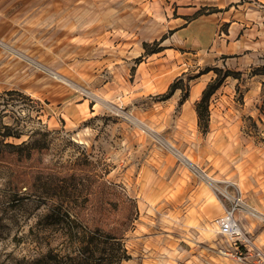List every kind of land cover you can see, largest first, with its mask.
Here are the masks:
<instances>
[{
    "label": "rangeland",
    "instance_id": "374dc122",
    "mask_svg": "<svg viewBox=\"0 0 264 264\" xmlns=\"http://www.w3.org/2000/svg\"><path fill=\"white\" fill-rule=\"evenodd\" d=\"M145 2L140 0L138 18L131 14L133 0H91V8L98 12L93 16L106 21L109 29L110 60L99 62L95 56L99 52L93 50L95 62L84 64L81 57L64 64L69 69L64 78L0 38V48L51 75L48 89L62 93L48 99L0 90V264H26L44 246L33 241L36 233L53 239L57 233L35 225L51 204L60 202L90 225L123 232L131 258L122 264H196L194 255L206 243L194 240L210 233L219 238V254L232 258L230 264L249 260L236 258L238 250L219 232L218 220L233 196H241L249 206L239 186H264V122L245 112L215 110L213 94L210 116L225 118V129L228 122L238 124L233 140L203 142L209 126L203 130L185 124L198 102L195 88L205 82L196 81L197 76L216 66L199 63L194 52L184 53L176 45L165 50L164 40L159 41L172 34L166 30L165 15L174 17L177 5L156 0L153 22ZM121 13L124 53L114 61L112 26ZM135 20L138 30L132 29ZM160 46L164 49L151 52ZM69 49L77 56L91 52L82 46ZM174 82L179 88L165 98ZM243 82L239 80L236 87ZM238 93L237 88L234 97L241 104L243 94ZM73 97L85 102L82 110L74 109ZM187 100L190 106L185 109ZM5 126L13 135L3 136ZM242 175L247 182H240ZM205 190L219 206L218 216L208 223H186L181 214ZM240 214L247 213L242 208L236 211L247 232Z\"/></svg>",
    "mask_w": 264,
    "mask_h": 264
},
{
    "label": "crops",
    "instance_id": "0c3cea01",
    "mask_svg": "<svg viewBox=\"0 0 264 264\" xmlns=\"http://www.w3.org/2000/svg\"><path fill=\"white\" fill-rule=\"evenodd\" d=\"M171 1L177 5V9L174 17L168 13L165 15L166 30L172 31L171 36L164 39L165 50L169 49L167 48L169 45H176L184 53L194 52L199 63L241 72L240 77H226L214 93L217 96L215 110L222 111L227 108L233 111L234 115L237 112H245L251 118H256V122L263 123L264 0ZM80 2L84 3L83 6L79 4ZM133 2L135 5L132 6L131 14L139 18L140 0H133ZM90 3L91 0H0V38L47 64L56 71L57 77L58 75L63 78L67 77L66 73L69 69H65L63 65L81 61V57L84 59V64L95 62L92 60L93 50L99 52L95 55L99 57V62H108L110 60L108 58L109 47L106 46L110 35L106 30L109 29L103 24L106 21L102 22V18L96 20L93 16L98 12L91 8ZM145 4L154 22L157 15L152 12V9L156 7V0H147ZM201 8H206L207 11L213 8L215 10L193 16ZM150 15H148L149 20ZM123 17L124 14L121 13V18H117L115 26H112L115 38L110 46L114 47L111 50V54L114 51L116 56L114 61H117V57L124 53L125 22ZM98 26L102 29H96ZM139 28V22L135 20L132 23V29L138 30ZM79 46L91 52L87 51V55L80 56L81 51L77 56L78 54L69 49ZM133 47L131 46V51ZM211 72L213 70L200 72L197 76L196 81L205 80V82L197 84L194 100H199L206 85L215 79L216 73ZM52 80L51 75L42 70H36L21 57L10 55L0 48V90H16L31 96H46L48 99H55L62 93L61 91L55 93L48 89L47 86L51 85ZM239 80H244L241 88L236 87ZM237 88L239 89L238 94H243L241 104L235 101ZM225 99L229 102L224 103ZM72 100L75 102L74 109L77 111L85 106V102H81L76 97ZM183 105L186 109L190 106L189 101H185ZM189 113L191 118L187 119L185 124L199 128L196 109L191 108ZM225 123H227L225 118H214L211 114L208 131L203 135V142L206 140L212 143L232 141L235 127L238 124L235 121L228 122L227 129H225ZM234 174L235 172L232 173L233 176ZM245 177L242 175L239 178L240 182H247ZM239 187L249 207L254 208L260 215L255 217L240 214L239 219L256 245L264 251V186ZM218 213L219 206L205 190L199 193L194 202L188 203L187 210L180 217L186 223H208L209 219L218 216ZM180 240L183 241L184 238ZM194 241L198 245L202 244L201 241L206 243L203 245L204 250L194 255L196 264L199 261L201 264H230L233 261L232 258L222 257L219 254L220 251L216 247L219 238L216 234L199 235ZM225 255L230 254L226 252ZM246 259L249 260L236 264H264L258 262L256 257Z\"/></svg>",
    "mask_w": 264,
    "mask_h": 264
},
{
    "label": "trees",
    "instance_id": "16d2710c",
    "mask_svg": "<svg viewBox=\"0 0 264 264\" xmlns=\"http://www.w3.org/2000/svg\"><path fill=\"white\" fill-rule=\"evenodd\" d=\"M215 9H199L193 16L214 11ZM163 36L159 42L164 40ZM157 44L158 41H155ZM144 46H148L145 42ZM164 46L157 50L161 51ZM213 70L216 73L214 80L210 81L203 89L202 94L196 104L199 126L206 130L209 124V101L210 97L222 85L228 76H239L241 72L223 69L219 67H206L201 73ZM179 88L178 82H174L165 98L170 97L174 91ZM8 90L7 92H15ZM264 107V104H263ZM7 132L3 136L13 135L9 127L5 126ZM18 136V135H17ZM35 227L40 230H52L53 239L42 237L35 234L33 241L43 243L44 246L36 251L32 256L26 259V264H121L123 261L131 258L124 239V233H116L112 230H106L99 225H90L76 216L71 207L65 206V203L51 204L46 212L37 220ZM31 228V234H34V228Z\"/></svg>",
    "mask_w": 264,
    "mask_h": 264
},
{
    "label": "built area",
    "instance_id": "2783aa9c",
    "mask_svg": "<svg viewBox=\"0 0 264 264\" xmlns=\"http://www.w3.org/2000/svg\"><path fill=\"white\" fill-rule=\"evenodd\" d=\"M232 204L226 208L225 214L218 220V230L225 235L230 242L237 248L236 258L244 260L249 257H256L257 260L264 263V251L256 245L254 239L247 234L236 217V211L243 209L247 214L259 217V213L247 206L241 196H233Z\"/></svg>",
    "mask_w": 264,
    "mask_h": 264
}]
</instances>
